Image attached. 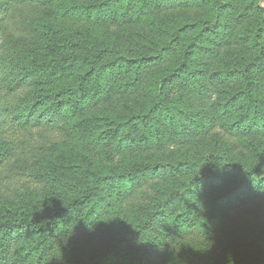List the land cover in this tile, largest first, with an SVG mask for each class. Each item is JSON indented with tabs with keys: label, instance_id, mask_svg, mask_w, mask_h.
Listing matches in <instances>:
<instances>
[{
	"label": "trees",
	"instance_id": "1",
	"mask_svg": "<svg viewBox=\"0 0 264 264\" xmlns=\"http://www.w3.org/2000/svg\"><path fill=\"white\" fill-rule=\"evenodd\" d=\"M134 147L150 155L125 156ZM161 174L171 181L144 219L111 208ZM256 174L259 0H0V264H149L139 242L161 246L156 223L208 231L227 206L259 218ZM104 211L114 224L100 223L97 247L66 244ZM261 215L241 231L230 219L223 262L187 246L168 264H264Z\"/></svg>",
	"mask_w": 264,
	"mask_h": 264
},
{
	"label": "rangeland",
	"instance_id": "2",
	"mask_svg": "<svg viewBox=\"0 0 264 264\" xmlns=\"http://www.w3.org/2000/svg\"><path fill=\"white\" fill-rule=\"evenodd\" d=\"M259 2L260 5L264 7V0H259ZM157 68V65L153 66L150 69V72H153ZM218 124H221L220 126H222L223 121L217 123L216 125ZM220 130H222V127H219L218 130L215 129L214 132L217 133ZM134 149L135 147L130 151H125V156H132L134 154L145 156H147V154L150 155V152L145 148L138 147L135 150ZM120 159L121 158L119 157L117 161ZM259 175L264 177L263 174ZM261 177L258 176L257 179H260ZM170 181L171 178L164 174L158 176L146 175L141 177L140 182L133 188H127L125 197L121 202H117L118 200L113 199L111 208L122 205L125 217L128 219L130 224L134 225L137 220L145 218L146 214L151 209V206L155 203V200L158 197L157 186H159L160 189H165L169 185ZM249 208H252L255 216L259 218L251 219V216L245 212L244 209L235 211L231 209L230 206H227L222 219L215 225H212L211 229L208 231H203L198 227H192L190 229H184L181 233H177L168 223H156L155 227L150 232V236L152 239L160 240L161 246L153 247L152 245L144 242V240L139 242V246L149 264H168L170 259L174 257L186 261L183 250L184 247L187 246H192L194 248H206L210 255L217 257L220 262H223V260L227 259V254L224 252L220 241L227 224H229L231 220H234L233 223L236 229L241 231L246 230L248 226L247 224H250L251 221L262 220L261 211L264 210V199L258 201L256 206H249ZM204 214L205 213H203V215ZM100 218V222L93 225L87 232L84 231L78 233V231H75L72 234L65 235L64 239L66 244L80 249L81 252L83 250L85 252L86 248L92 250L97 247L102 241V233L100 230L103 228L102 225L106 224V222L104 223L103 221H108L110 225L114 224L113 213L104 211L102 212ZM201 218L202 213L196 217L197 220ZM99 226L100 228L97 229ZM62 264H65L64 260Z\"/></svg>",
	"mask_w": 264,
	"mask_h": 264
},
{
	"label": "clouds",
	"instance_id": "3",
	"mask_svg": "<svg viewBox=\"0 0 264 264\" xmlns=\"http://www.w3.org/2000/svg\"><path fill=\"white\" fill-rule=\"evenodd\" d=\"M256 175H257V174H256ZM257 176L261 177L260 175H257ZM252 179H253V182H254V183L257 182V181L254 179V176L252 177ZM261 179H262V177H261Z\"/></svg>",
	"mask_w": 264,
	"mask_h": 264
}]
</instances>
